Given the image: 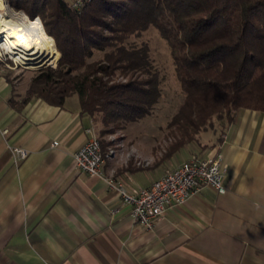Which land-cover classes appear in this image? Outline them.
<instances>
[{
	"label": "crops",
	"instance_id": "1",
	"mask_svg": "<svg viewBox=\"0 0 264 264\" xmlns=\"http://www.w3.org/2000/svg\"><path fill=\"white\" fill-rule=\"evenodd\" d=\"M29 86L18 91L0 71V264H264V111L242 109L220 139L219 131L203 133L207 140L167 158L164 149L145 165L106 157L104 174L92 176L75 166L88 128L97 135L77 94L63 105L38 96L23 102ZM134 141L149 154V141ZM13 146L30 153L16 163ZM218 149L226 191L204 186L152 227L136 222L108 184L114 171L128 170L148 186L172 164Z\"/></svg>",
	"mask_w": 264,
	"mask_h": 264
},
{
	"label": "trees",
	"instance_id": "2",
	"mask_svg": "<svg viewBox=\"0 0 264 264\" xmlns=\"http://www.w3.org/2000/svg\"><path fill=\"white\" fill-rule=\"evenodd\" d=\"M8 1L39 16L56 41L54 59L62 53L57 67L32 78L23 102L38 96L63 105L77 94L82 112L103 132L149 115L162 79L148 43L128 40L155 26L184 93L167 124L172 141L164 157L199 134L219 131L220 139L242 109L264 111V0H91L81 9L66 0ZM97 51L102 56L90 60Z\"/></svg>",
	"mask_w": 264,
	"mask_h": 264
},
{
	"label": "built area",
	"instance_id": "3",
	"mask_svg": "<svg viewBox=\"0 0 264 264\" xmlns=\"http://www.w3.org/2000/svg\"><path fill=\"white\" fill-rule=\"evenodd\" d=\"M66 1L71 6L81 9L91 0ZM24 13L26 14L23 9L10 4L8 0H0V63L9 68L20 65L27 67V65L15 58V50L11 51L3 45L6 32L1 31L5 29V21L14 20L17 22V19ZM88 131L93 135L75 152V166L79 171L92 176H102L106 157H115L117 151L112 148L104 154L100 138L92 128H88ZM58 144L59 141L55 140L54 145ZM11 151L16 163L21 162L30 153V150L25 146H13ZM149 162V160L138 161V164L145 165ZM226 173L225 156L223 151L218 149L214 153H194L181 163L172 164L148 186L137 184L128 170L114 171L108 177V184L118 193L122 202L131 205V216L136 222L146 227H152L155 220L164 215L170 205L185 202L204 186H212L218 192L224 193L226 191Z\"/></svg>",
	"mask_w": 264,
	"mask_h": 264
},
{
	"label": "rangeland",
	"instance_id": "4",
	"mask_svg": "<svg viewBox=\"0 0 264 264\" xmlns=\"http://www.w3.org/2000/svg\"><path fill=\"white\" fill-rule=\"evenodd\" d=\"M128 42L138 46L146 42L150 46V55L153 64L160 73L162 79V96L149 115L136 121L126 122L123 126L116 127L114 131L103 132V125L98 124L96 131L97 136L102 140L103 146L106 148V153L112 148L117 151V157H113L116 159L117 163H121L123 160L128 159L134 160L135 164L139 166L138 161L145 162L151 159L153 155L156 158L160 156L172 141L167 124L181 105L184 99V93L176 76L170 48L155 26H150L143 31L141 35L131 36ZM60 53L55 59L54 56L47 66H44L57 67L62 58V53L61 55ZM102 54V52L97 51L90 60L97 59L101 57ZM54 62L57 63L53 65L52 63ZM27 67L20 65L9 68L0 63V71L9 74L14 84H19L17 88L18 91H24L25 88L29 86L32 78L36 76L41 69L45 68L32 69ZM135 137L141 141L150 142L151 150L149 154H143L141 151L139 152L138 146L134 141L136 140ZM198 139L200 141L207 140L204 134H199ZM107 158L110 157L107 156Z\"/></svg>",
	"mask_w": 264,
	"mask_h": 264
},
{
	"label": "bare ground",
	"instance_id": "5",
	"mask_svg": "<svg viewBox=\"0 0 264 264\" xmlns=\"http://www.w3.org/2000/svg\"><path fill=\"white\" fill-rule=\"evenodd\" d=\"M7 49L15 50V58L29 68L36 69L48 65L56 54V44L43 26L39 17L30 18L24 13L17 22H4ZM3 39V38H2Z\"/></svg>",
	"mask_w": 264,
	"mask_h": 264
},
{
	"label": "water",
	"instance_id": "6",
	"mask_svg": "<svg viewBox=\"0 0 264 264\" xmlns=\"http://www.w3.org/2000/svg\"><path fill=\"white\" fill-rule=\"evenodd\" d=\"M45 66H47V65H45ZM45 66H42V67H45ZM42 67H40V68H42Z\"/></svg>",
	"mask_w": 264,
	"mask_h": 264
}]
</instances>
